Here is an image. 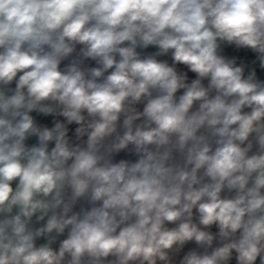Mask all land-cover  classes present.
Returning <instances> with one entry per match:
<instances>
[{
    "label": "clouds",
    "instance_id": "1",
    "mask_svg": "<svg viewBox=\"0 0 264 264\" xmlns=\"http://www.w3.org/2000/svg\"><path fill=\"white\" fill-rule=\"evenodd\" d=\"M0 264H264V0H0Z\"/></svg>",
    "mask_w": 264,
    "mask_h": 264
}]
</instances>
